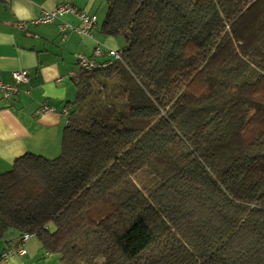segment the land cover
Instances as JSON below:
<instances>
[{
	"label": "trees",
	"instance_id": "trees-1",
	"mask_svg": "<svg viewBox=\"0 0 264 264\" xmlns=\"http://www.w3.org/2000/svg\"><path fill=\"white\" fill-rule=\"evenodd\" d=\"M96 1L120 58L72 76L56 157L0 172V234L62 264H264V0Z\"/></svg>",
	"mask_w": 264,
	"mask_h": 264
},
{
	"label": "crops",
	"instance_id": "crops-1",
	"mask_svg": "<svg viewBox=\"0 0 264 264\" xmlns=\"http://www.w3.org/2000/svg\"><path fill=\"white\" fill-rule=\"evenodd\" d=\"M70 3L96 15V0H0V80L15 85L18 92L5 99L0 94V172L9 170L14 160L26 153L54 158L60 153L61 137L76 87L72 73L77 70L76 55L90 54L97 44L121 48L120 41L100 33L97 25L91 38L70 28L61 31L62 22L79 25L71 14L51 23H34L44 11ZM24 22V27L17 23ZM14 71H25L29 81L16 83ZM43 104L53 109L40 112ZM21 233L9 228L0 234V253L17 247ZM26 253L0 260V264H62L60 255L48 253L36 236L24 243Z\"/></svg>",
	"mask_w": 264,
	"mask_h": 264
},
{
	"label": "built area",
	"instance_id": "built-area-1",
	"mask_svg": "<svg viewBox=\"0 0 264 264\" xmlns=\"http://www.w3.org/2000/svg\"><path fill=\"white\" fill-rule=\"evenodd\" d=\"M73 15L79 22V25L73 26L68 23L62 22L59 24L61 31L66 28H70L77 34L91 38L93 35V29L96 25L95 16L77 9L70 3H63L56 6L52 10L44 11L42 15L37 17L34 23H51L55 20H60L65 14ZM19 27H24V22L17 23ZM120 58V52L113 48H103L101 44H97L91 54L78 53L76 55L77 69L90 71L99 67H106L112 63V60H117ZM76 75V71L72 73V76ZM12 77L16 83H27L29 81L27 73L25 71H14ZM18 92V88L15 85H9L0 80V94L3 98L8 99ZM53 108L47 104H43L40 107V112L51 111ZM68 113V109L66 111ZM31 236L30 233L24 232L21 235L20 243L17 247L7 248L5 251L0 253V260H5L6 258L14 255H24L26 253L24 243Z\"/></svg>",
	"mask_w": 264,
	"mask_h": 264
},
{
	"label": "rangeland",
	"instance_id": "rangeland-1",
	"mask_svg": "<svg viewBox=\"0 0 264 264\" xmlns=\"http://www.w3.org/2000/svg\"><path fill=\"white\" fill-rule=\"evenodd\" d=\"M100 3V4H99ZM94 11L96 12L97 18H98V23L100 24L103 21L104 15H105V7H104V3L99 2L95 5V9ZM119 41H120V46L123 47L124 46V41L122 37H118Z\"/></svg>",
	"mask_w": 264,
	"mask_h": 264
}]
</instances>
